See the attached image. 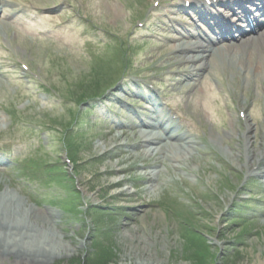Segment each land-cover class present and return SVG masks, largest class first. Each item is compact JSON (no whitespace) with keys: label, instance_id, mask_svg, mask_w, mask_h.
<instances>
[{"label":"rangeland","instance_id":"rangeland-1","mask_svg":"<svg viewBox=\"0 0 264 264\" xmlns=\"http://www.w3.org/2000/svg\"><path fill=\"white\" fill-rule=\"evenodd\" d=\"M64 1V6L75 17L77 14L83 17L80 28L76 27L64 38L48 30L43 31V35L35 36L37 25L33 28L23 25L18 19L23 18L20 12L16 17L0 20V62H3L6 70L0 75V148H9L13 157L19 156L14 164L0 167V192L5 189L6 193L21 200L25 206L32 205L34 214H44L46 209L49 210V203L55 206L53 209H56L60 219L54 228L58 234L64 235L73 251L71 255L55 259L50 264H77L78 260L79 264H88L93 258H101V248L108 253L107 264H194L198 262L197 258L202 264H215L216 252H221L217 257V261H220L218 264H264V211L253 215L252 222L242 223L240 229L250 233L238 241V225L230 222L232 218L222 215L243 170L235 166L232 157L221 153L220 147L204 149L203 152L199 148L197 155L201 161L192 157L180 171L167 167L156 184L163 179L167 182L149 197L137 167L144 159L139 158L135 165L131 161L120 165L125 157V149L119 146V141L115 139L117 135L106 136L99 126L86 129L87 117L68 93L79 87L84 95H89L97 90L98 84L92 83L97 76L110 74V84L120 74L116 66L112 67L113 70L108 69V63L101 61L108 50L106 45L109 40L106 37L110 32L98 28L99 21L94 12L101 15L103 9L104 14L99 18L101 24L117 29L128 17L127 9L138 0ZM97 2L100 4L97 5ZM91 23L96 27H91ZM85 35H90V41L83 39ZM87 47L94 52L92 55L86 50ZM80 54L85 58L81 59ZM93 55H100L97 57L100 60L91 59ZM102 59L111 61L107 57ZM23 65L51 80L60 91L61 99L50 96L34 82L25 83ZM225 82L229 84L227 80ZM205 88L215 90L221 89V86L214 82L213 86L206 84ZM225 88L231 92L227 86ZM200 89L208 98L213 96L222 100L215 116L213 110L209 109L212 121L209 124L204 119L199 100L195 101L204 98L202 95L186 100L190 95L187 91L178 99L175 89L173 98L188 113L196 138L206 145V137L215 136L216 133L222 135L225 132L223 129L229 130L231 119H237V116L233 111L225 114L224 96ZM261 101L264 105V100ZM74 111L79 113V122L85 133L83 141L87 143L80 145L79 152L71 156L65 139V135L69 134L63 131L67 129L66 124ZM255 117L260 122L264 118V111L255 114ZM236 137L225 138L223 145L226 144L230 150L228 140L235 145ZM110 148L111 158L107 157V153L95 161L91 160ZM66 153L71 158V170H67V165L63 163L62 155ZM119 165L130 167L129 183L132 188L137 184L134 188L136 192L131 196L116 193L119 188L110 184L115 176L112 172ZM60 166L68 178L70 190L73 186L79 190L76 189L80 196L72 200L75 204L73 211L63 207L62 202L66 199L63 182L66 179H61L60 174L52 178L47 186L38 183V180L40 183L43 179L47 180L43 177L48 175L44 169L56 171ZM252 186L264 195L260 181L252 182ZM85 211L88 217L84 215ZM93 242L100 246L98 250ZM31 263L24 257L18 259L15 255L0 252V264Z\"/></svg>","mask_w":264,"mask_h":264},{"label":"bare ground","instance_id":"bare-ground-1","mask_svg":"<svg viewBox=\"0 0 264 264\" xmlns=\"http://www.w3.org/2000/svg\"><path fill=\"white\" fill-rule=\"evenodd\" d=\"M245 14L248 15V13ZM189 46L190 44H186V47ZM170 48L179 50L181 46L172 45ZM213 55H217L221 59L220 63L226 66L227 71H230L231 80L234 76L240 77L248 74V77L243 76L242 90L247 92L251 83L255 84L257 93L264 89V39L249 41L246 44L242 43L233 49L219 48L217 51H213ZM222 69L225 67L223 66ZM254 100L257 101V99ZM253 124L247 119L243 123L246 139L242 145V141L234 145V154H231L230 150L223 145L221 136L216 135L213 137V141L221 148V153L225 154L226 157H232L236 165L239 161H242V167L254 165V173L264 179V120L260 123V131L257 134L260 141L256 146L252 145L254 143L253 132L255 131ZM235 128L234 125V128L229 129L230 137L235 134L233 131ZM241 133H243L242 130ZM137 138L142 146L133 148L134 152H129L123 158L124 160H132L134 165L139 158L148 160L159 156L156 158L157 160L168 163L164 165V171L167 170V167L180 171L186 164L180 163L178 156L180 154L184 156L192 154L191 141L188 138L173 144L162 141L159 134L152 131H140ZM194 145L197 146L196 143ZM197 159V161H201L200 158ZM193 169L196 170V167L194 166ZM115 171L117 175L114 176L111 185L119 184L126 178L122 175L123 170ZM161 171L153 169L143 175L149 197H152L164 182H167L163 179L159 184L154 183V180L160 177ZM126 184H123L121 190L130 195L132 191ZM33 208L32 205L25 206L21 200H17L12 194L6 193L5 189L0 192V252L6 255H15L18 259L24 257L34 264H50L55 259H62L71 255L73 248L63 238L64 235L58 234L54 228L59 220L56 212H54L55 209H49L50 212L46 209L45 214L38 215L32 212Z\"/></svg>","mask_w":264,"mask_h":264},{"label":"trees","instance_id":"trees-1","mask_svg":"<svg viewBox=\"0 0 264 264\" xmlns=\"http://www.w3.org/2000/svg\"><path fill=\"white\" fill-rule=\"evenodd\" d=\"M98 247H100L99 245H97V244H95L94 245V248L96 249V250H98ZM102 249V248H101ZM100 249V253L102 254V256H101V258L100 259H96V258H93V259H91L90 260V262L89 263H91V264H107V251H104V250H101ZM104 251V252H103ZM198 256L200 257V255L198 254ZM197 260H198V262L196 263H194V264H202L200 261H199V258H197ZM95 261V262H94ZM88 263V264H89ZM77 264H79V260H78V263ZM225 264H228V262H226Z\"/></svg>","mask_w":264,"mask_h":264}]
</instances>
